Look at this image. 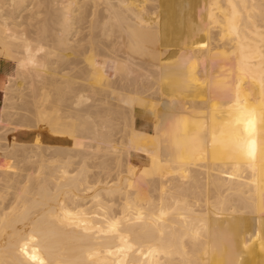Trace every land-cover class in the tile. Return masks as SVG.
Segmentation results:
<instances>
[{
  "label": "bare ground",
  "instance_id": "bare-ground-1",
  "mask_svg": "<svg viewBox=\"0 0 264 264\" xmlns=\"http://www.w3.org/2000/svg\"><path fill=\"white\" fill-rule=\"evenodd\" d=\"M0 57V264H264V0H0Z\"/></svg>",
  "mask_w": 264,
  "mask_h": 264
},
{
  "label": "crops",
  "instance_id": "crops-1",
  "mask_svg": "<svg viewBox=\"0 0 264 264\" xmlns=\"http://www.w3.org/2000/svg\"><path fill=\"white\" fill-rule=\"evenodd\" d=\"M15 70L16 64L13 61L0 57V91L8 78L15 73Z\"/></svg>",
  "mask_w": 264,
  "mask_h": 264
},
{
  "label": "rangeland",
  "instance_id": "rangeland-1",
  "mask_svg": "<svg viewBox=\"0 0 264 264\" xmlns=\"http://www.w3.org/2000/svg\"><path fill=\"white\" fill-rule=\"evenodd\" d=\"M137 122L138 123H142L143 122V119L140 117V116H138V118H137ZM8 136H11V135H8ZM34 136V135H33ZM33 136H28V137H25V136H23V135H21V134H19V135H17V138H18V140H22V141H29V142H32L33 141ZM8 138H11V137H8ZM0 162H1V158H0ZM260 204V203H259ZM252 214V213H251ZM257 216H258V221L256 222V226H257V228L255 229V231H250L249 232V236H251V237H255L256 235V237H255V239L257 238H259V241L260 240H262L263 239V237H262V233H263V230H261V226H262V223H264L263 222V220H264V218H263V216L261 215V213H258L257 214Z\"/></svg>",
  "mask_w": 264,
  "mask_h": 264
}]
</instances>
